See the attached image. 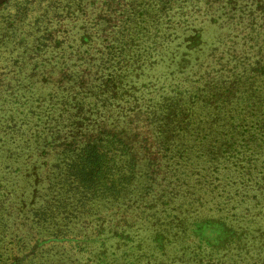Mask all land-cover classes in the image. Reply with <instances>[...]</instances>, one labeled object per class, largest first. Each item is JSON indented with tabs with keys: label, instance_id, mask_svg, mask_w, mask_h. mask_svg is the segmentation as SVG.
Listing matches in <instances>:
<instances>
[{
	"label": "rangeland",
	"instance_id": "1",
	"mask_svg": "<svg viewBox=\"0 0 264 264\" xmlns=\"http://www.w3.org/2000/svg\"><path fill=\"white\" fill-rule=\"evenodd\" d=\"M258 20L264 0H2L0 264H264ZM99 125L126 142L113 171L134 160L120 206L65 181L63 141Z\"/></svg>",
	"mask_w": 264,
	"mask_h": 264
},
{
	"label": "trees",
	"instance_id": "2",
	"mask_svg": "<svg viewBox=\"0 0 264 264\" xmlns=\"http://www.w3.org/2000/svg\"><path fill=\"white\" fill-rule=\"evenodd\" d=\"M257 22L258 29L262 27L263 30L259 31L257 34L250 35L248 41L250 42L249 46L252 47L255 52H258L260 57H264V21L258 20ZM229 53H231V51H229ZM110 59L112 58H107L108 61ZM111 63L112 60L109 64ZM116 88L117 87H110V91L114 92ZM117 92L118 91L114 92V94L116 95ZM93 94L96 95V91H94ZM108 100V102L112 104L111 97ZM136 105L138 104L135 102L134 106ZM137 113L138 111L133 109V114L130 113L131 116L129 117H137ZM131 118H129V120ZM102 127L103 125H99V128L93 134L89 135L82 133L79 135L81 136L79 139L70 138L65 142L63 141L64 146L59 154V157H61V159L64 161L65 181L68 182L70 186L74 184L75 192L73 195L76 192L81 195L79 200L81 201L80 205L83 207L86 206L90 201L97 199H99V201H104L105 203L110 202L120 206L121 201L127 195V187L132 183L131 180L135 178V174L131 168L133 165L132 163H134L132 156L121 160L123 162L122 167L124 165H128L130 171L125 169H122L118 172L113 171L110 162L114 164L117 163L115 152L118 149L125 151L123 148L125 147L126 142L123 136H121V131L117 130V128L116 130L104 128L102 131L100 130ZM128 138L129 142L132 144L136 143L134 145L138 148L142 147L146 141L145 139L141 138V136H139V133L137 134L136 132L132 133ZM118 144L120 145L118 146ZM121 145L122 147H120ZM45 178L47 179V183L43 181V184H46V186L43 188L44 192H42L44 195L50 193L54 185L57 183L55 178L53 179V182L52 178L48 176ZM63 185L67 186V188L64 189L65 192H68L72 189L67 185V183L65 184L63 182ZM35 195L40 196L38 195V191L34 192L33 196ZM55 201L57 205H55L54 201L52 202L50 199L44 200V204L46 206H42V211L38 210L40 211L38 214V222L40 226L42 223L48 224L46 221H48L49 218L47 217L46 210L49 209L55 212L51 216L52 221L50 222V225H54L55 219L53 218L57 215V213L60 212V208L62 206L64 208L65 204L63 200Z\"/></svg>",
	"mask_w": 264,
	"mask_h": 264
},
{
	"label": "water",
	"instance_id": "3",
	"mask_svg": "<svg viewBox=\"0 0 264 264\" xmlns=\"http://www.w3.org/2000/svg\"><path fill=\"white\" fill-rule=\"evenodd\" d=\"M2 0H0V2H1Z\"/></svg>",
	"mask_w": 264,
	"mask_h": 264
}]
</instances>
